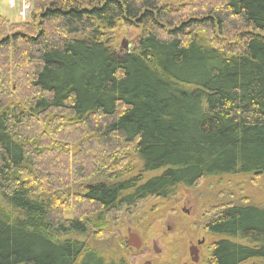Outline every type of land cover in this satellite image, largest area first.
<instances>
[{
    "label": "trees",
    "instance_id": "obj_1",
    "mask_svg": "<svg viewBox=\"0 0 264 264\" xmlns=\"http://www.w3.org/2000/svg\"><path fill=\"white\" fill-rule=\"evenodd\" d=\"M32 4L28 23L0 14V264H132L121 214L264 177V0ZM206 231L201 264H264V208Z\"/></svg>",
    "mask_w": 264,
    "mask_h": 264
},
{
    "label": "rangeland",
    "instance_id": "obj_2",
    "mask_svg": "<svg viewBox=\"0 0 264 264\" xmlns=\"http://www.w3.org/2000/svg\"><path fill=\"white\" fill-rule=\"evenodd\" d=\"M12 2L0 0V14L12 24L30 22L32 0ZM28 14L24 21V16ZM138 38L136 31L123 35L120 49L124 41L133 42ZM141 204L132 213L121 214L109 232L111 239L124 246L132 264H145L148 261L152 264H193L189 250L203 240L205 244L200 248L199 258L200 261L208 259V247L215 238L210 237L206 226L222 208L229 204L264 208V177L250 175L207 180L191 188L178 187L169 202L151 198ZM129 234H136L140 238L143 244L141 250L130 249L127 244ZM154 240H158L163 248V253L157 257L152 250ZM101 244L100 249L111 246L108 241Z\"/></svg>",
    "mask_w": 264,
    "mask_h": 264
},
{
    "label": "water",
    "instance_id": "obj_3",
    "mask_svg": "<svg viewBox=\"0 0 264 264\" xmlns=\"http://www.w3.org/2000/svg\"><path fill=\"white\" fill-rule=\"evenodd\" d=\"M129 46H130V43L128 41H124L122 43L121 50H123V49L128 50ZM203 243L204 242H201V243H199V245H201ZM127 244L131 249H135L137 251H139L143 245L142 241L140 240V238L136 234H129ZM152 250H153V253L155 256H158V255L163 253V248L159 245L158 240H154ZM189 253H190L191 261L193 263H198L199 262V249H198V247L192 246L189 250ZM145 264H151V262H147Z\"/></svg>",
    "mask_w": 264,
    "mask_h": 264
},
{
    "label": "flooded vegetation",
    "instance_id": "obj_4",
    "mask_svg": "<svg viewBox=\"0 0 264 264\" xmlns=\"http://www.w3.org/2000/svg\"><path fill=\"white\" fill-rule=\"evenodd\" d=\"M199 248L201 247V245L198 246Z\"/></svg>",
    "mask_w": 264,
    "mask_h": 264
}]
</instances>
